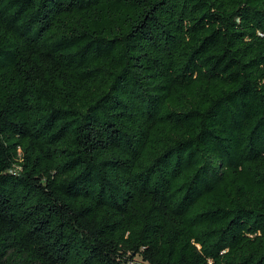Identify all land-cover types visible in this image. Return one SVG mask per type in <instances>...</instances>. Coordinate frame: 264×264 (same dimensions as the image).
Segmentation results:
<instances>
[{
	"label": "trees",
	"instance_id": "16d2710c",
	"mask_svg": "<svg viewBox=\"0 0 264 264\" xmlns=\"http://www.w3.org/2000/svg\"><path fill=\"white\" fill-rule=\"evenodd\" d=\"M0 264H264V0H0Z\"/></svg>",
	"mask_w": 264,
	"mask_h": 264
}]
</instances>
